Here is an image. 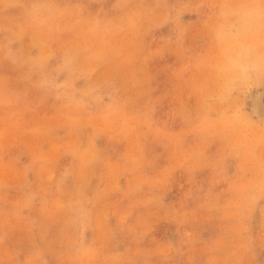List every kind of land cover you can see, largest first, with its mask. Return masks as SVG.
<instances>
[{
    "label": "rangeland",
    "instance_id": "1",
    "mask_svg": "<svg viewBox=\"0 0 264 264\" xmlns=\"http://www.w3.org/2000/svg\"><path fill=\"white\" fill-rule=\"evenodd\" d=\"M256 99L264 0H0V264H264Z\"/></svg>",
    "mask_w": 264,
    "mask_h": 264
},
{
    "label": "bare ground",
    "instance_id": "2",
    "mask_svg": "<svg viewBox=\"0 0 264 264\" xmlns=\"http://www.w3.org/2000/svg\"><path fill=\"white\" fill-rule=\"evenodd\" d=\"M254 111H255V114H257L256 116L264 118V107H263L260 99L255 100Z\"/></svg>",
    "mask_w": 264,
    "mask_h": 264
}]
</instances>
